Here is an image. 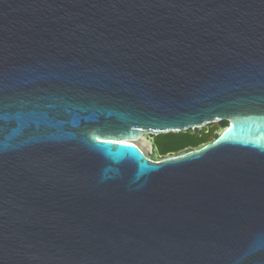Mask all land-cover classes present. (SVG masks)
<instances>
[{"label": "water", "instance_id": "obj_1", "mask_svg": "<svg viewBox=\"0 0 264 264\" xmlns=\"http://www.w3.org/2000/svg\"><path fill=\"white\" fill-rule=\"evenodd\" d=\"M0 264H264V0H0Z\"/></svg>", "mask_w": 264, "mask_h": 264}, {"label": "rangeland", "instance_id": "obj_2", "mask_svg": "<svg viewBox=\"0 0 264 264\" xmlns=\"http://www.w3.org/2000/svg\"><path fill=\"white\" fill-rule=\"evenodd\" d=\"M220 130H217L216 132H219ZM215 134V133H214ZM144 137L140 139L138 142L140 146L144 149L147 156H150L152 158L158 159L157 154L155 153V148L153 147L152 141H151V135L144 134Z\"/></svg>", "mask_w": 264, "mask_h": 264}, {"label": "flooded vegetation", "instance_id": "obj_3", "mask_svg": "<svg viewBox=\"0 0 264 264\" xmlns=\"http://www.w3.org/2000/svg\"><path fill=\"white\" fill-rule=\"evenodd\" d=\"M228 124V121H226V120H220L217 124L220 126V128L222 129L223 127H225V124ZM203 128L202 127H200L199 128V130H202ZM221 129H220V131H221ZM217 131V130H216ZM214 132L213 134H212V136H214V137H217L219 134H220V131L219 132ZM154 147V146H153ZM191 148H188V149H186V151L187 150H190ZM155 153L157 154V156H158V159H160L161 157H162V155H160L156 150H155ZM149 158H151V159H153V160H158V159H155V158H152V157H150L149 156Z\"/></svg>", "mask_w": 264, "mask_h": 264}, {"label": "bare ground", "instance_id": "obj_4", "mask_svg": "<svg viewBox=\"0 0 264 264\" xmlns=\"http://www.w3.org/2000/svg\"><path fill=\"white\" fill-rule=\"evenodd\" d=\"M144 135V134H143ZM143 135H141L139 138H137V139H135V140H133V141H131V142H133V143H135L143 152H144V154L146 155V153H145V151H144V149L140 146V144L138 143L139 141H140V139H142L144 136ZM126 141H129V140H126ZM173 154H175V153H173ZM147 156V155H146ZM149 157V156H148Z\"/></svg>", "mask_w": 264, "mask_h": 264}, {"label": "trees", "instance_id": "obj_5", "mask_svg": "<svg viewBox=\"0 0 264 264\" xmlns=\"http://www.w3.org/2000/svg\"><path fill=\"white\" fill-rule=\"evenodd\" d=\"M227 125V123L225 124V126Z\"/></svg>", "mask_w": 264, "mask_h": 264}]
</instances>
